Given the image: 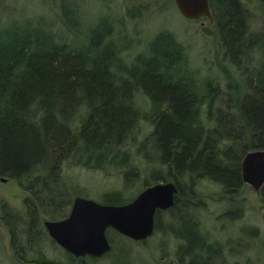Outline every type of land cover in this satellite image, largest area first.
Returning a JSON list of instances; mask_svg holds the SVG:
<instances>
[{
  "label": "trees",
  "instance_id": "obj_1",
  "mask_svg": "<svg viewBox=\"0 0 264 264\" xmlns=\"http://www.w3.org/2000/svg\"><path fill=\"white\" fill-rule=\"evenodd\" d=\"M254 1L262 18L256 33L249 30L241 0H209L213 34L227 62H220L218 76L208 75L202 85L185 47L169 32L157 33L142 52L126 59L121 54L132 46H117L105 19L80 45L38 21H0V178L15 180L26 193L23 219L14 212L6 219L18 260L24 255H17L15 239L23 234L27 244L33 243L46 218L68 214L77 193L61 172L70 164L115 171L124 184H131L143 165L142 189L176 184L174 204L157 210L154 219V232L178 241L173 260L165 264L248 263H227L226 253L234 258L232 247L223 249L203 230L197 212L203 208V181L217 185L222 197L234 198L245 184L244 155L264 147V0ZM63 11V26L73 27L74 9ZM137 92L149 101L144 113L135 104ZM142 119L150 130L137 140ZM135 195L105 191L99 202L124 204ZM259 195L264 204V184ZM111 233L134 243L146 239L106 230L110 249L104 256L112 264H135L130 248L117 245ZM65 254L79 264L97 257ZM38 258V264H60Z\"/></svg>",
  "mask_w": 264,
  "mask_h": 264
},
{
  "label": "rangeland",
  "instance_id": "obj_2",
  "mask_svg": "<svg viewBox=\"0 0 264 264\" xmlns=\"http://www.w3.org/2000/svg\"><path fill=\"white\" fill-rule=\"evenodd\" d=\"M241 1L246 7L250 32H259L262 18L256 2ZM63 7L74 9L71 15L77 23L73 27L63 26V18L66 19ZM11 17H23L31 24L38 21L48 31L62 35L65 41H72L76 45L84 44L90 29L97 27L99 20L105 19L106 24H112L111 40L117 46H132L131 50L121 54L126 59L142 52L157 33L169 32L185 47L189 66L196 71L201 85L208 75L218 76L220 62H227L223 60L212 23L206 17L195 20L185 18L173 0H0V21L6 22ZM134 100L141 113L149 108V101L142 93L137 92ZM149 130L150 124L145 119L140 120L137 140ZM136 171L139 175L132 183L124 184L122 175L115 171L65 164L61 177L77 193L73 198L83 196L99 202L105 191L118 189L126 197L137 194L143 187L147 173L143 165H138ZM220 191L217 185L203 181V188L200 190L203 208L197 212L203 223V230H207L223 249L232 247L234 258L226 253L227 263L230 260L234 263L247 259L246 264H264V204L259 193L247 184H243L234 198L222 197ZM25 196L26 193L15 180H0V264H38V256L60 264H79L76 263V258L69 259L65 251L52 242L45 230L40 232L38 240L30 244L25 242L23 234H19L21 237L15 239V247L17 255L22 253L24 258L17 259L11 246V231L6 219L9 212H14L20 216V220L23 219ZM228 210L231 212L226 214ZM163 218L167 220L165 214ZM15 228L17 227L14 225V230ZM19 231L17 228L16 232ZM111 236L117 245L124 244L130 248L128 257L135 264H165L168 260H173L178 244L171 234L158 231L153 232L142 243L120 239L113 233ZM241 254L243 258L240 257ZM82 264H112V261L103 254L96 258L85 257Z\"/></svg>",
  "mask_w": 264,
  "mask_h": 264
},
{
  "label": "water",
  "instance_id": "obj_3",
  "mask_svg": "<svg viewBox=\"0 0 264 264\" xmlns=\"http://www.w3.org/2000/svg\"><path fill=\"white\" fill-rule=\"evenodd\" d=\"M178 11L188 19L206 17L213 23L209 0H173ZM242 182L259 193L264 184V147L248 151L241 161ZM1 181L6 178L1 177ZM177 186L173 181L146 186L124 204H104L92 198L75 196L68 214L61 219L43 221L50 238L74 257L101 256L110 249L106 230L112 228L135 241L154 232L157 210L174 204Z\"/></svg>",
  "mask_w": 264,
  "mask_h": 264
}]
</instances>
